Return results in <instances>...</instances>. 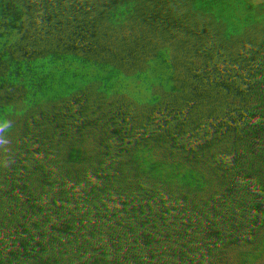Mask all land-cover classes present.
Listing matches in <instances>:
<instances>
[{"label":"flooded vegetation","instance_id":"obj_1","mask_svg":"<svg viewBox=\"0 0 264 264\" xmlns=\"http://www.w3.org/2000/svg\"><path fill=\"white\" fill-rule=\"evenodd\" d=\"M219 14L214 0H160L128 19L119 34L96 39L76 53L44 57L21 47H0V60L10 72L15 58L33 62L38 85L32 94L38 96L32 106L44 116L29 130L38 146L30 149L36 154L30 158L35 171L26 177L33 178L36 187L26 184L9 190L7 233L13 240L23 238L25 247L22 252H9V264H127L110 235L126 234V246L132 245L133 239L148 237L144 221L156 207H160L154 214L159 223L169 217L185 218L180 211L185 205L188 214L197 215L192 220L199 226L185 235L199 246L213 248L209 264H264V190L251 198L238 190L249 170L245 150L257 138L231 128L243 119L264 121V70L243 88L232 81L237 75L232 68L244 57L233 50L235 42ZM15 50L29 52L37 60L9 54ZM83 51V57L76 56ZM87 60L90 67L81 77L84 92L96 91L104 99L91 102L88 110H82V118L71 117L54 107L64 106L66 71ZM43 70L46 73L40 75ZM252 88L258 91L255 104L231 117ZM41 92L54 101L42 104L46 100L39 97ZM233 93L237 94L233 97ZM158 107L165 124L137 140L157 122ZM100 110L104 120L83 124L95 120L92 111ZM5 128L1 126L0 132ZM179 133L181 151L173 167L157 175L144 196L136 192L128 198V179L141 154ZM118 171L112 187L110 178ZM138 200L148 206L143 215L132 207L141 204ZM98 205L99 214L84 234L96 236L86 242L83 233L78 235V226L89 222L88 215ZM13 212L21 217H13ZM199 219L204 221L199 224ZM104 221L108 225L102 228ZM138 245L132 247L137 251L129 252L131 256L148 253L151 247L144 242Z\"/></svg>","mask_w":264,"mask_h":264},{"label":"rangeland","instance_id":"obj_2","mask_svg":"<svg viewBox=\"0 0 264 264\" xmlns=\"http://www.w3.org/2000/svg\"><path fill=\"white\" fill-rule=\"evenodd\" d=\"M159 1L160 0H99L98 6L100 7L101 5L102 7L103 18L101 19L99 17L96 24H94L95 27L88 30L86 40L89 41V43L96 39L108 40L122 31L123 24L128 19L137 16L144 8L151 4L158 3ZM214 1L217 10L220 11L219 15L221 21H224L228 26V31H226V33H228L231 40L235 42L233 50L239 58L244 57L242 64H238L237 68H232L233 75L237 74L232 77V81L240 82L241 85L239 87L243 88L264 70V0ZM101 7L99 9H101ZM229 22L230 25L228 24ZM232 41H230V43ZM232 45H234L233 42ZM58 47L61 48L60 53H67L64 51L65 48L68 47L67 45H59ZM255 57H259L258 60L255 59ZM29 62L30 64L33 63L32 61ZM20 68L23 70V73L19 75L11 74L10 71L6 72L5 79L9 85L6 91L4 90L6 85H1L2 80L0 78V124H2L3 127L12 125L10 130L12 131L11 136L19 135L24 131L23 128L25 127L24 122L26 117V124L29 127L35 120H40L44 117L41 116V111L36 110L37 107L32 106L34 104V99H37L38 96L32 94L33 86L36 87L38 85V77L36 75L35 79L30 78V80H27V77H23L25 75L28 76L27 71H25L27 68ZM11 75L13 76L11 77ZM18 76L19 78L16 80ZM39 82L41 83L40 79ZM16 88L18 90H16ZM236 94L237 93H233L232 96L234 97ZM43 96L42 92L39 93V97L46 100L42 102V104L45 103V106H48L51 101H54V98ZM231 128L246 134L247 137L252 135V138H257V140L253 141L255 145H251L250 149L245 150V155L248 157V160H250L248 164L249 170L246 175L247 180L243 185L238 186V190L242 192L241 196L251 198V196L256 195L259 190H264V121L261 122L250 118L243 119L234 124ZM24 133H27V131H24ZM258 135L261 136L258 137ZM164 155L165 157L163 160L159 161L158 165L152 170L154 175L160 170L159 164L163 161L166 162L165 152ZM169 162H171V160L168 161V163ZM163 166H165V164ZM144 170L141 172L138 179L143 177ZM139 181L140 180H138L137 183ZM137 185H139V183ZM76 191V189L71 191V195H75ZM134 192L135 189H133V187L126 188V196L128 198L133 197ZM240 206L243 207V205ZM99 207L100 205L95 206L93 208L94 210L88 215L90 219L88 223L84 222L78 226L77 233L78 235L83 233V240L86 242L90 240V237L94 239L96 236L94 233L93 235L88 234V236L84 234H86V229L98 216ZM132 207L142 215L147 212L148 208V206L143 204H136ZM188 208L189 207L186 205L180 207L181 214L185 216L182 220H171L170 218L174 217H169L156 223V215L154 214L160 211V207L159 209L156 207L151 215L148 214L144 221V225L148 229V237L140 240L133 239L131 241L132 245L126 246V242L129 241V237L126 234L118 236L117 238L110 235L109 239L114 241L116 251L120 257H123L121 259L127 264H209L214 256L212 252L213 248L203 247V245L199 246L196 244L195 239L193 243L192 236L188 237V235H185L188 229L199 228L197 222L193 223L192 220L194 219L193 217H197V215L194 213L188 214ZM202 221L204 220L199 219V224ZM171 224L174 225L171 226ZM107 225V221H104L102 223V228ZM149 234L151 238H149ZM140 242L147 243L151 246L149 252L138 256H131V253L137 251V248L132 247L139 246L138 244ZM132 249L133 251H130ZM129 252L131 253L129 254Z\"/></svg>","mask_w":264,"mask_h":264},{"label":"crops","instance_id":"obj_3","mask_svg":"<svg viewBox=\"0 0 264 264\" xmlns=\"http://www.w3.org/2000/svg\"><path fill=\"white\" fill-rule=\"evenodd\" d=\"M91 6L92 5H90L89 0H0V47L7 49L23 47L44 57H52L55 54L61 52V48L58 47L59 45H67L68 47H66L65 50L69 49L70 51L84 44L87 45L89 43L87 40L80 42L75 40L71 41L72 37L66 35L65 36L67 37V39L62 37L59 40L50 39L49 37L45 36V32H41V30H46L49 28H77L78 26L72 24L73 22L85 23L86 25V23L88 22L87 14L90 9L89 7ZM92 7L94 8L95 6ZM93 13H96V8L93 9ZM93 18H96V14ZM100 18H103V14L100 16ZM89 63L90 62L87 60L86 63L70 67L68 71H66V91L64 93L63 99L64 106L61 109H58V107H54L56 110H62L63 113H66L71 117L73 114H77L82 118V110H88L91 102H95L97 104L98 102L103 101L104 98H102L101 96L98 97L97 93H95L96 91L94 92V94H92V92L91 95H88L87 90H85L84 92L81 77L84 73H86L85 70L90 67ZM20 67L27 68V70L25 71H27V74L29 75L23 76L27 77V80H30V78L33 79L31 77L32 75H35L36 77L37 70H35L33 64H30V62L24 58H15L14 61H12L10 67V69H12L11 74L19 75L23 73V70H21ZM8 70L9 67L6 65L5 61L0 60V78L2 80L1 85H6V87L4 88L5 91L9 86L7 80L5 79L6 72ZM92 71L94 73L97 72V70ZM45 73L46 72L43 70V72H40V75H43ZM78 75H80V77H78ZM12 76L13 75H11V77ZM18 78L19 76L16 77V80H18ZM34 87L35 86H33L32 90L34 89ZM16 90L18 89L16 88ZM84 102L85 107L87 106L86 108H84ZM77 106L79 107V109H77ZM75 107L77 108L74 110L73 108ZM50 108L52 110L54 109L53 107ZM92 112H95L96 114V116L94 117L95 120L93 118L88 121L85 120L83 124H95L99 121L98 119H100L101 121L104 120L103 110ZM154 114L157 117V122L154 123L151 128L149 127L147 130H145L142 135L137 137V140H143L144 138L151 135V133L160 129L165 124V122L162 121L164 119V113L161 107L156 108ZM37 122L38 120H35V123L33 122V124H30V127L26 124V122H24L25 127L23 128V130H26L27 133H24L23 131L21 134L16 136H11L12 131L10 130L12 125L6 127L5 132H0V264H9V252H22L25 248L23 238H19V240L15 238V240H13L7 233L10 214L8 212V195L10 189H23L26 184L28 185V188L31 189H34L36 187L33 184V178L28 177V179L26 176L27 173L29 174L35 171V167L32 164L33 160L31 161L30 158H32V156L36 154L30 151V149H32L33 147H37L38 145L36 144L37 140H34L32 138L33 131L29 130H32V127H34ZM1 126L2 124H0V127ZM181 137L182 135L179 133L146 149L135 164V167L128 179L127 188L133 187V189H135V195L137 192L139 196H144L145 191L149 188V183L157 175L173 167L179 151H181V145L179 144L182 140ZM65 149L67 150V147H65ZM164 152L166 153V162L163 161L160 163V170L154 175L152 173V170L155 168V166L158 165L159 161L163 160V158L165 157ZM22 156H26L29 158L27 160ZM64 157H66V154H64ZM167 159L168 161L171 160V162L168 163ZM164 164L165 166H163ZM143 167L145 168V170ZM143 170V177L141 179H138ZM9 174H14L16 178L10 176ZM119 174L120 171L116 173L115 178H110V180L112 181V187L115 186L114 183L117 182ZM18 177H20L21 179L18 180ZM100 180L103 182V176ZM138 180H140L138 182L139 185H137ZM111 195L112 193H110L109 196L105 197V200L108 199ZM137 203L144 204L145 201L138 200ZM19 216L21 217V214H18V212H13V217L18 218ZM13 229L16 230L17 228L14 226ZM21 236L22 235H19V237ZM31 246L34 247V244H31Z\"/></svg>","mask_w":264,"mask_h":264},{"label":"water","instance_id":"obj_4","mask_svg":"<svg viewBox=\"0 0 264 264\" xmlns=\"http://www.w3.org/2000/svg\"><path fill=\"white\" fill-rule=\"evenodd\" d=\"M90 5L95 6L94 8L91 6L89 7V12L87 14L88 17V22L86 23H80V22H73L72 24L77 25V28H66V29H60V28H49L46 30H41V32H45V36L49 37L50 39H55V40H59L62 38L67 39L66 36H71V41H85L86 37L88 36V30H91L94 26V24H96L97 19L103 14L102 13V7L101 9H99L100 7L98 6L99 0H89ZM96 8V13H93V9ZM96 14V18L94 19V15ZM66 35V36H65ZM69 38V37H68ZM89 42V41H88ZM86 44L79 46L77 48H74V50L70 51L68 50H64L66 52H76L80 49H82ZM49 46V45H48ZM66 49V48H65ZM159 166H161V164H159Z\"/></svg>","mask_w":264,"mask_h":264},{"label":"trees","instance_id":"obj_5","mask_svg":"<svg viewBox=\"0 0 264 264\" xmlns=\"http://www.w3.org/2000/svg\"><path fill=\"white\" fill-rule=\"evenodd\" d=\"M15 53H20V54H24V55H28L29 57L33 58L35 61L37 60V58L29 53V52H26V51H23V50H15L11 53H9L10 55L12 54H15ZM76 53V52H75ZM76 56H80V57H83L84 56V51L79 53L78 55ZM75 57V56H73ZM257 93L258 91H255V89H251L250 92L248 93V96H243L239 101H238V104L235 105V108L231 111V117H233L235 114H237L239 111H241L244 107H248V108H251L255 102L257 101Z\"/></svg>","mask_w":264,"mask_h":264}]
</instances>
